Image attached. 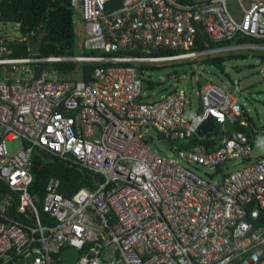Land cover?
<instances>
[{
    "label": "built area",
    "instance_id": "built-area-1",
    "mask_svg": "<svg viewBox=\"0 0 264 264\" xmlns=\"http://www.w3.org/2000/svg\"><path fill=\"white\" fill-rule=\"evenodd\" d=\"M72 2L84 21L86 54L10 57L0 33V180L19 195L18 212L33 222L13 216V196H3L0 264L31 256L27 264H61L68 247L80 252L76 264H264V153L252 156L264 124L259 129L247 120L240 82L226 90L205 81L201 110L188 118L179 87L144 98L138 66L264 50L252 42L197 50L201 37L264 39V0ZM159 50L177 53L155 54ZM51 63L101 66L84 81L60 78ZM38 66L46 70L34 80ZM210 119L220 124L212 137L217 143L189 146L194 136L206 140L208 132L197 130ZM229 123L249 127L253 140L244 131L228 133ZM150 129L167 149L146 145L143 131ZM17 138L23 149L13 154L8 143ZM38 151L100 176L97 187L65 196L60 179L50 177L38 205L30 194ZM230 161L243 166L219 181L197 173ZM40 211L56 223H42Z\"/></svg>",
    "mask_w": 264,
    "mask_h": 264
},
{
    "label": "trees",
    "instance_id": "trees-1",
    "mask_svg": "<svg viewBox=\"0 0 264 264\" xmlns=\"http://www.w3.org/2000/svg\"><path fill=\"white\" fill-rule=\"evenodd\" d=\"M74 7L72 0H0V23H16L22 34V38L6 42L7 48L10 50V57L25 58L30 55L27 39L25 36H29L31 40L35 41L41 32H45V37L41 46V57H61V56H76L75 45V28H74ZM35 32V35L30 34ZM205 40L201 46H197L198 49H214L221 48V46L233 44L234 42H252L255 44H263L264 39H257L254 37H241L238 40H231L230 42H210L208 38L201 37V41ZM84 41V39H83ZM241 51H255V50H241ZM236 51L222 52L215 55H207L198 59V64H205L218 67L224 71L225 64L232 59L244 58L245 55L239 53H230ZM239 52V51H237ZM177 52L159 50L155 54H176ZM228 54V55H227ZM81 55V54H80ZM51 65V66H50ZM54 69L57 75L65 79L64 77H75L76 73L80 74V77L84 81H90L91 76L95 68L101 66L96 63H51L48 65ZM148 65L139 66V71L142 74L144 69ZM155 66V65H153ZM150 65V67H153ZM238 80V79H235ZM233 80L232 83L235 81ZM240 82V80H238ZM199 90L202 83L198 81ZM199 95V94H198ZM201 100V99H200ZM244 114L248 121L251 122L248 113L245 108ZM201 110V108H200ZM199 110V111H200ZM217 125V130L220 128V124ZM254 125V124H253ZM255 126V125H254ZM227 132L232 131H244L249 133V127L242 126L238 123L227 124ZM262 128V126L257 127ZM222 133V132H221ZM226 133L225 131L223 132ZM219 134V132H218ZM212 135V134H211ZM211 135H206V140H200L198 136H194L189 143V146H201L207 144H214L210 138ZM250 141L253 140L254 134L249 133ZM177 143V142H176ZM171 142V146L176 144ZM211 144V145H212ZM187 146V147H189ZM184 143L181 142L179 148H183ZM35 168L33 174V182L30 187L31 195L38 198L37 204L41 203V198L46 192L47 182L50 177H56L60 179L61 184L59 191L65 196H71L76 190L83 186L96 187L94 183V174L81 170L71 164H67L54 159L52 161L44 162L40 155L37 153L34 156ZM4 195L9 197L13 196L10 200L8 207L9 211L17 219L25 221L27 224L33 223L27 218L25 213L18 212V199L19 195L10 190L4 181L0 180V203ZM40 219L42 223H56V219L50 216L48 213L40 211Z\"/></svg>",
    "mask_w": 264,
    "mask_h": 264
},
{
    "label": "rangeland",
    "instance_id": "rangeland-1",
    "mask_svg": "<svg viewBox=\"0 0 264 264\" xmlns=\"http://www.w3.org/2000/svg\"><path fill=\"white\" fill-rule=\"evenodd\" d=\"M73 13L76 55H83L87 53L83 49L85 25L81 12L74 10ZM0 31L4 34L5 41L22 38L18 25L13 22L0 23ZM230 53H239L245 56L244 58H236L228 61L225 64L224 71L215 66L205 64L199 65L197 62L198 59L189 58L153 64L145 63L148 64V66L143 72L142 91L144 92V98L146 100H155L161 95L179 87L183 89L186 94L184 115L190 117L197 112L196 109L200 104L198 77H203L205 81L212 82L226 90H232V81L238 79L243 89L242 93L238 94L240 103L248 113L251 122L256 127L262 126L264 124V50ZM141 65L144 64L140 63L138 66ZM150 65L155 66L150 67ZM74 76L76 80H81L80 74L76 73ZM69 77L70 76H66L64 78ZM143 134L144 142L151 150L155 151L162 149L156 131L151 129L148 131L144 130ZM263 142L264 135L260 133L257 134L252 156L263 155ZM180 144L181 142H177L175 145L179 148ZM8 148L10 152L14 154L23 149V143L20 138H17V140L8 143ZM172 152L174 151L172 150L168 153L170 157L173 156ZM42 160L47 162L44 158H42ZM242 166L243 164H238L236 161H230L226 165H221L215 169L198 167L197 173L205 179L213 175L214 180L219 181L229 172L234 169H239Z\"/></svg>",
    "mask_w": 264,
    "mask_h": 264
},
{
    "label": "water",
    "instance_id": "water-1",
    "mask_svg": "<svg viewBox=\"0 0 264 264\" xmlns=\"http://www.w3.org/2000/svg\"><path fill=\"white\" fill-rule=\"evenodd\" d=\"M45 32H41L39 34V36L37 37V39L35 41L28 39L27 43L29 46V51L30 54L33 56H40L41 55V46L45 37ZM45 70V67L43 66H38L35 67L34 72H35V77L34 80H38L41 78L43 71ZM197 81H199L200 83H203L205 80L203 77H198ZM214 131V121L213 120H207L206 122H204L197 130V133L199 135L204 134V132H213ZM162 146L164 149L168 148V144L166 141L162 142ZM164 149L162 151L159 152L160 156H166L165 155V151ZM38 155H40L42 158H44L47 161H52L54 160V157L47 154L46 152L43 151H38L37 152ZM95 183H99L100 181V176H96L94 178ZM61 264H76V261H78V259L80 258V252L78 250H75L73 248H65L62 253H61ZM34 259V256H31L27 259H20V261L17 264H27L29 262H31Z\"/></svg>",
    "mask_w": 264,
    "mask_h": 264
},
{
    "label": "crops",
    "instance_id": "crops-1",
    "mask_svg": "<svg viewBox=\"0 0 264 264\" xmlns=\"http://www.w3.org/2000/svg\"><path fill=\"white\" fill-rule=\"evenodd\" d=\"M0 33H2V32L0 31ZM14 40H16V39H14ZM45 70H46V69H45ZM45 70H44V71H45ZM44 71H43V73H44ZM43 73H42V74H43ZM34 76H35V72H34ZM34 76H33V78H34ZM200 108H201V100H200L199 107L196 109V111L198 112V111L200 110ZM197 112H196V113H197ZM193 115H194V114H193ZM193 115H192V116H193ZM192 116H190V117H192ZM188 118H189V117H188ZM211 134H212V135H211ZM213 134H214V132H208V133H207V135H211V136L208 137V138H210V140H211L212 142H213L212 137H214ZM214 142L217 143V141H214ZM214 142H213V143H214ZM214 144H215V143H214ZM214 144H212V146H214ZM89 187H90V186H89Z\"/></svg>",
    "mask_w": 264,
    "mask_h": 264
},
{
    "label": "clouds",
    "instance_id": "clouds-1",
    "mask_svg": "<svg viewBox=\"0 0 264 264\" xmlns=\"http://www.w3.org/2000/svg\"><path fill=\"white\" fill-rule=\"evenodd\" d=\"M71 77V76H70ZM74 78V77H73ZM217 126V125H216ZM215 126V124H214V127H216ZM73 166H75V167H78V168H80L81 170H84V169H82L80 166H78V165H73ZM86 171V170H85ZM93 174V173H92ZM96 176H98V175H95L94 174V178L96 177ZM94 183H95V181H94ZM95 185H96V187H97V185H98V183H95ZM92 188H94V187H92ZM79 190V189H78Z\"/></svg>",
    "mask_w": 264,
    "mask_h": 264
}]
</instances>
